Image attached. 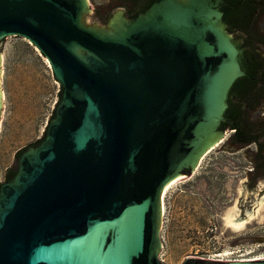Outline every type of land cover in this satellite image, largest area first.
<instances>
[{"label": "water", "instance_id": "1", "mask_svg": "<svg viewBox=\"0 0 264 264\" xmlns=\"http://www.w3.org/2000/svg\"><path fill=\"white\" fill-rule=\"evenodd\" d=\"M85 9L0 0V75L2 47L27 39L61 89L0 183V264H162V187L245 146L251 187L264 179V0H112L94 12L114 35Z\"/></svg>", "mask_w": 264, "mask_h": 264}, {"label": "rangeland", "instance_id": "2", "mask_svg": "<svg viewBox=\"0 0 264 264\" xmlns=\"http://www.w3.org/2000/svg\"><path fill=\"white\" fill-rule=\"evenodd\" d=\"M83 1V25L109 31L90 13L95 2L104 0ZM2 60L0 181L14 163L16 151L41 136L59 90L48 62L40 59L38 50L27 40L2 47ZM254 151V146L212 149L201 156L196 173L162 187L161 247H156L160 263L181 264L186 258H264V179H255V187H251L252 176L248 175ZM228 215L251 219L237 229L227 225Z\"/></svg>", "mask_w": 264, "mask_h": 264}, {"label": "flooded vegetation", "instance_id": "3", "mask_svg": "<svg viewBox=\"0 0 264 264\" xmlns=\"http://www.w3.org/2000/svg\"><path fill=\"white\" fill-rule=\"evenodd\" d=\"M112 2V0H104V2H95L93 5H92V8H91V11H90V13H91V16L95 19V21H98V23L100 24V26H102V27H104V24L95 16V12L94 11H96L99 7H101V6H103V5H105V4H108V3H111ZM106 27H108V26H106ZM108 29H109V32L108 33H110L111 35H114V27H108ZM25 40H27V39H25ZM28 41V40H27ZM29 42V41H28ZM30 43V42H29ZM31 44V43H30ZM60 93H61V89H60V87H59V90H58V94H57V100L56 101H54V105L52 106V111H51V113H50V117H49V119L48 120H46V122H45V125H44V129H43V132H42V134H41V136L40 137H37L36 138V140H34L33 142H36V141H38L43 135H44V133H45V130H46V126L48 125V122L50 121V118H51V116H52V114L55 112V107H56V104L58 103V97L60 96ZM33 142H30V143H33ZM29 143V144H30ZM28 145V144H27ZM26 144L24 145V146H22L21 148H19L17 151H16V153L17 152H19V151H21V150H23L26 146H27ZM15 153V154H16ZM12 167H13V164H12V166H8L7 168H6V170L4 171V173H3V177H2V180L0 181V183L4 180V178H5V172L6 171H12Z\"/></svg>", "mask_w": 264, "mask_h": 264}, {"label": "bare ground", "instance_id": "4", "mask_svg": "<svg viewBox=\"0 0 264 264\" xmlns=\"http://www.w3.org/2000/svg\"><path fill=\"white\" fill-rule=\"evenodd\" d=\"M46 61V60H45ZM178 178L180 177H175L167 186H164V189L167 188L170 184L174 183L176 180H178ZM253 214V213H252ZM251 214V215H252ZM256 214V213H255ZM253 216V215H252ZM255 216V215H254ZM251 217V216H250ZM250 217H247L245 219H238V218H230V215L227 216V225L229 224V226L231 227H234V228H241L243 227V225L245 224V222L250 218ZM251 219V218H250ZM216 257L218 256H221V255H217L215 254ZM260 259H264V258H255V259H251V260H239V261H254V260H260ZM219 261V259H218ZM224 261H227V262H231L232 260H224Z\"/></svg>", "mask_w": 264, "mask_h": 264}, {"label": "trees", "instance_id": "5", "mask_svg": "<svg viewBox=\"0 0 264 264\" xmlns=\"http://www.w3.org/2000/svg\"><path fill=\"white\" fill-rule=\"evenodd\" d=\"M253 154H256V149L255 151L253 152ZM251 163H252V158H251ZM248 175H251L252 176V169L250 171H248Z\"/></svg>", "mask_w": 264, "mask_h": 264}]
</instances>
